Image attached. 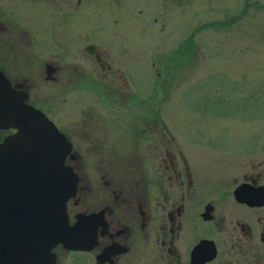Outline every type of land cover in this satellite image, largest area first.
I'll return each mask as SVG.
<instances>
[{
    "label": "flooded vegetation",
    "instance_id": "flooded-vegetation-1",
    "mask_svg": "<svg viewBox=\"0 0 264 264\" xmlns=\"http://www.w3.org/2000/svg\"><path fill=\"white\" fill-rule=\"evenodd\" d=\"M87 2L56 0L50 26L0 3V89L65 138L53 153L69 189L67 238L49 264H264L263 159H204L200 140L163 117L165 89L138 85L155 61L118 40L101 0ZM16 130L0 126V141Z\"/></svg>",
    "mask_w": 264,
    "mask_h": 264
},
{
    "label": "rangeland",
    "instance_id": "rangeland-1",
    "mask_svg": "<svg viewBox=\"0 0 264 264\" xmlns=\"http://www.w3.org/2000/svg\"><path fill=\"white\" fill-rule=\"evenodd\" d=\"M53 1L0 3L34 26H50ZM99 1L89 0L85 10ZM100 6L118 17L107 21L118 40L132 39L137 59L155 61L153 77L139 75L138 85L165 89L164 98H155L164 104L163 117L200 140L204 159L216 153L264 162V0H101Z\"/></svg>",
    "mask_w": 264,
    "mask_h": 264
},
{
    "label": "water",
    "instance_id": "water-1",
    "mask_svg": "<svg viewBox=\"0 0 264 264\" xmlns=\"http://www.w3.org/2000/svg\"><path fill=\"white\" fill-rule=\"evenodd\" d=\"M23 97L0 89V126L17 128L0 141V264H49L51 246L67 238L69 189L61 185L62 157L53 153L65 138Z\"/></svg>",
    "mask_w": 264,
    "mask_h": 264
}]
</instances>
